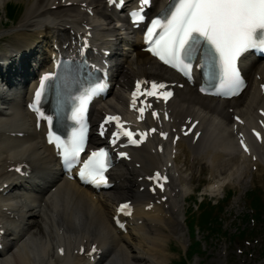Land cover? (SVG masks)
Returning a JSON list of instances; mask_svg holds the SVG:
<instances>
[{
	"label": "bare ground",
	"instance_id": "bare-ground-1",
	"mask_svg": "<svg viewBox=\"0 0 264 264\" xmlns=\"http://www.w3.org/2000/svg\"><path fill=\"white\" fill-rule=\"evenodd\" d=\"M1 2L2 0H0ZM55 2L56 0H28L26 14L21 20V27L16 32H13V36L17 37L20 43H23V40H27L32 36L29 32H25V30H31L35 33L34 40H36L38 33L44 32L41 25L44 24L47 29L55 32L56 28H61L67 23V18L77 16L73 10L75 7L73 5H65L62 0H59L56 9H52L51 7ZM100 2L101 0H90L89 3L97 7ZM111 25H113L111 22L106 23L107 30H114ZM111 35L112 33L109 32L106 37ZM43 39L47 40L48 38ZM34 40L30 42L29 46L34 43ZM3 55H6V53ZM128 59L129 61L125 68L132 78L150 74L153 69H156L154 68L155 60L138 49L136 56L129 57ZM123 69L124 67L121 68V72ZM28 71L30 72L31 69L29 68ZM261 73L264 75V69ZM121 78H125V75L123 74ZM11 89L12 92H10V95H7L0 88V184L6 181L7 177L4 171L5 158L12 159L17 157L25 159L34 166L38 173L44 174L55 166L51 148L43 144V140L38 136L37 131L33 130V139L23 138L18 141H8L9 137L6 136V131L22 129L24 127L29 129L28 126L30 125V118L22 109L18 94V91L23 88L13 86ZM114 95L113 98L105 102V105L119 109L120 111L124 96L120 92L114 93ZM1 100L4 101L2 102ZM237 101V108L249 117L251 108L256 104L253 98H249L241 103L240 99ZM212 104H215L217 107H211ZM218 105L220 103L214 102V100L206 101L201 99L192 92L190 87L186 91L178 90L172 105H170L173 112L183 117L176 120L180 124H183L186 116L191 114L201 118L198 128L202 129V142L194 144L189 139L188 141L179 142L180 145L176 146L179 158L173 162L176 167L179 165L182 167L177 168L179 176L176 179L178 183L181 182L180 186H183V192L190 187L189 184L192 180L190 170L192 167L198 164H206L208 161L211 162L213 175L219 177V179L222 175L225 176V180L231 178L230 176H226L231 171L235 173L238 179L242 178V175H238L240 167L237 160L230 157V153L227 152L228 148L230 149L235 146L231 130L228 128L231 122L230 112L226 110V107ZM210 107L212 110L209 111ZM161 128H164V124H161ZM154 148L153 144L148 140L147 145L138 149L133 154V158L129 163L130 167L127 165L129 172L123 174V176H126V180L123 182L126 188L121 190L119 195H109L107 199H117L121 196L134 197L133 188L146 185L144 175H148L150 169L157 168L159 165L164 166L167 158L171 159L169 157L170 148H166L161 153L157 152V150L153 151ZM182 151H187V157L188 159L190 158L189 161L192 164L191 167L183 163ZM2 156H4L3 159ZM184 167L187 169H184ZM245 169L248 170L249 166L245 165ZM44 174L42 175L45 176ZM37 177H40V175H37ZM33 178L35 179L36 177L32 176L31 179ZM213 179L215 178L213 177ZM55 185H57L56 192L42 195V200H46L48 206L42 208L40 211L36 210V215L55 216V213H57L64 216L63 218H68L67 229H69L68 238L70 240L78 237L72 231L78 227L84 231V236L86 235L89 238L102 241L105 248V257L102 264H167L168 259L163 254L164 251L158 253L163 249L166 242V238L162 237L159 229L167 226L166 220L174 221V218L168 209H164V204L161 205L160 210L144 212L142 217L146 219L147 229L136 228L132 233L135 234V237L131 235L128 240L124 237H117L113 233V228L110 224V212H107L105 203L101 202L94 194L80 187L76 181L56 178ZM135 192H137L136 189ZM136 196L138 199L145 198L144 193H138ZM30 200L32 201L33 208H35L36 199L31 198ZM10 203L12 208L18 211L19 214L22 216L26 214V209L22 208V204H12V202L2 201V199H0V214L3 211L2 207ZM81 217H87L90 222L84 221L83 225H79L78 219ZM55 230L57 232L58 229ZM171 230L174 229L171 228ZM8 231H11V235L14 236L13 239L15 240L7 244L6 251L0 253V264L52 263L51 260H47L50 256H53L50 248V246L53 248L52 241L45 242L42 237H33L32 234H29L25 225L21 226L12 223L9 225ZM45 231H48V229L46 228ZM57 234L62 235L63 233L59 231ZM133 239L136 240L135 244L133 243ZM111 243L112 247L109 249ZM54 255L57 256L58 254L55 252ZM28 258L30 259L28 260ZM61 264H74V260L70 257H65L61 261Z\"/></svg>",
	"mask_w": 264,
	"mask_h": 264
},
{
	"label": "snow or ice",
	"instance_id": "snow-or-ice-1",
	"mask_svg": "<svg viewBox=\"0 0 264 264\" xmlns=\"http://www.w3.org/2000/svg\"><path fill=\"white\" fill-rule=\"evenodd\" d=\"M108 3L122 4L123 0H108ZM150 4L151 0H139L140 7L131 13L134 22L145 19L144 11ZM144 40L148 44V51L183 73L188 79H192V70L195 66L201 69L205 76L218 78L219 86L225 90V95L236 94L245 85L239 66L240 58L251 49L264 51V0H169V3L151 19ZM52 75L54 74L48 73L40 81V86L35 90L34 105H38L44 83ZM146 83H150L151 87L142 88V84ZM94 93L95 89L90 90L87 96L78 97L79 105L73 109L72 119L81 125L80 128H74L67 141L55 137L57 148L62 149L60 155L69 168L80 162L81 153L85 150L83 114L86 102ZM138 94L142 97L155 96L157 99L162 97L167 100L173 93L167 90L163 82L138 80L136 89L132 92L131 107L140 113L139 118L142 119L146 107H151V104L146 102V99H140V107H137ZM36 110L43 116L38 107ZM152 115L157 116V113L153 111ZM47 119L51 122L52 118ZM112 121L116 122L117 127V131L112 133L113 144L120 135L127 136L132 144H139L144 139L143 132L140 133V139H134V133L122 127L118 115L105 117L100 126L101 135L104 134V124ZM160 135L166 137L167 133L161 132ZM256 135L260 137L259 132H256ZM53 136L54 133L50 132L49 142H52ZM241 143H244L243 140ZM245 150L247 151L246 145ZM119 155L123 157L127 153L122 151ZM107 167L108 152L100 148L93 150L87 159L83 160L79 175L96 185L107 184L108 178L105 175ZM159 178V173H156L155 177H150ZM60 251L63 252V249ZM92 251H96L95 246Z\"/></svg>",
	"mask_w": 264,
	"mask_h": 264
},
{
	"label": "rangeland",
	"instance_id": "rangeland-1",
	"mask_svg": "<svg viewBox=\"0 0 264 264\" xmlns=\"http://www.w3.org/2000/svg\"><path fill=\"white\" fill-rule=\"evenodd\" d=\"M9 2L18 3V5H20L19 11H21V9L23 8V11L25 12L26 7H27L26 6L27 2L25 0H9ZM24 12H22V13L24 14ZM23 14H21V15L23 16ZM0 15L7 22L5 5H3L1 3H0ZM16 16H18V15H16ZM22 16L18 19V21L22 18ZM7 23H8V25L6 26L4 31H11V30L13 31L12 27L14 26L15 22L11 21V22H7ZM1 28H2V25L0 24V29ZM9 34H10L9 32L3 33L4 38H3V40L0 41V50L3 49L6 46V44H9V42H8ZM237 200L242 201L243 199L240 197V195H238ZM182 227H184L185 233L187 234V231H186L184 224L182 225ZM217 243L215 242V240L211 241V244L207 245L208 255L202 256V257H196L195 261L191 262V264H222V256L219 252L220 251L219 246L222 245V241L217 240ZM172 250L174 251L173 255L176 253H179V254H176V259H180L181 255H183L185 253L183 248L181 246H177L176 244H175V246H173ZM203 258H205V259H203ZM233 259H237V262L233 263L232 262ZM200 260H201V262H199ZM229 262H230V264H241L240 258L238 256V254H236V253H233L232 255L229 256Z\"/></svg>",
	"mask_w": 264,
	"mask_h": 264
}]
</instances>
